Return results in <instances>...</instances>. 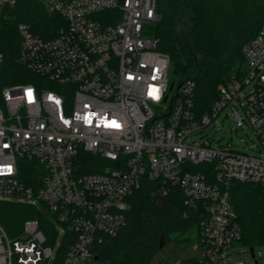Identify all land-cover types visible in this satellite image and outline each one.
I'll return each mask as SVG.
<instances>
[{
  "label": "built area",
  "instance_id": "obj_1",
  "mask_svg": "<svg viewBox=\"0 0 264 264\" xmlns=\"http://www.w3.org/2000/svg\"><path fill=\"white\" fill-rule=\"evenodd\" d=\"M16 2L0 0V13ZM43 2L62 19L58 33L45 39L19 24L18 61L36 78L0 92V203L52 215L57 240L46 244L37 219L16 237L0 224V264L94 261L95 247L125 227L144 179L179 187L197 215L196 264H227L242 238L231 184L264 187V25L243 47L244 77L220 86L219 100L199 116L194 77L172 82L170 57L150 36L156 0ZM227 108L236 130L246 125L258 138L255 155L220 138L193 141ZM87 155L99 158L98 171ZM68 233L74 240L59 263Z\"/></svg>",
  "mask_w": 264,
  "mask_h": 264
},
{
  "label": "trees",
  "instance_id": "obj_2",
  "mask_svg": "<svg viewBox=\"0 0 264 264\" xmlns=\"http://www.w3.org/2000/svg\"><path fill=\"white\" fill-rule=\"evenodd\" d=\"M156 4L160 19L150 26V36L158 41V50L170 57L172 82L194 77V111L202 116L219 100L220 86L244 77L247 64L243 47L264 25V0H156ZM19 24H27L35 34L51 39L57 35L62 19L49 12L43 0H17L13 7L1 10L4 64L0 70V92L6 86L30 83L36 78L18 61ZM87 160L93 172L100 169L99 158L87 155ZM203 168L198 166L195 171ZM230 195L242 228L239 245L254 250L263 246L264 187L234 182ZM129 200L125 227L95 247L97 261L102 264H150L170 241L188 240L183 236L197 227L198 217L185 206L179 187L144 179ZM30 219L40 222L46 244L55 246L57 235L52 215L30 205L0 203V224L11 237H16ZM172 235L176 237L172 239ZM73 240L70 233L63 238L57 250L59 263ZM196 263L193 258L183 264ZM158 264L167 262L162 260Z\"/></svg>",
  "mask_w": 264,
  "mask_h": 264
},
{
  "label": "rangeland",
  "instance_id": "obj_3",
  "mask_svg": "<svg viewBox=\"0 0 264 264\" xmlns=\"http://www.w3.org/2000/svg\"><path fill=\"white\" fill-rule=\"evenodd\" d=\"M176 83L178 84L179 81L177 80ZM240 113L247 122L242 109H240ZM202 137L215 139L220 138V144H231L234 150L247 153L249 155H255L256 147L259 145L258 138L248 129L246 125L241 126L238 130H236L233 112L229 108L224 110L218 118L214 120L213 124L205 130V132L193 137V141H199ZM175 237V235L171 236L172 239ZM183 238H188V240L184 242H177L175 240L170 241L155 255L150 264H158L162 260H165L167 264H183L186 260L193 258L201 260L203 255L199 245L198 229H192L191 232L187 236H183ZM233 251L234 253L231 254V258L227 264H236L238 261H243L245 264H255L249 247L237 245L234 247ZM255 257L257 264H264V245L256 247ZM84 264L102 263L94 260Z\"/></svg>",
  "mask_w": 264,
  "mask_h": 264
},
{
  "label": "water",
  "instance_id": "obj_4",
  "mask_svg": "<svg viewBox=\"0 0 264 264\" xmlns=\"http://www.w3.org/2000/svg\"><path fill=\"white\" fill-rule=\"evenodd\" d=\"M173 87V84H171V88ZM161 247H163V244H161L160 245ZM250 253H251V255H252V258H254L255 257V254H254V249L253 248H251L250 249ZM95 260L97 261V258H95ZM257 264V263H256Z\"/></svg>",
  "mask_w": 264,
  "mask_h": 264
}]
</instances>
